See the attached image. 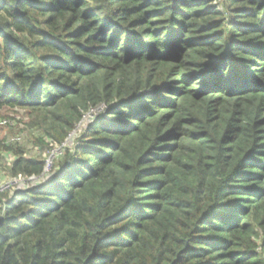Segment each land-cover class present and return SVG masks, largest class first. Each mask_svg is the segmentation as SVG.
<instances>
[{"label":"trees","instance_id":"obj_1","mask_svg":"<svg viewBox=\"0 0 264 264\" xmlns=\"http://www.w3.org/2000/svg\"><path fill=\"white\" fill-rule=\"evenodd\" d=\"M19 112L0 264H264V0H0Z\"/></svg>","mask_w":264,"mask_h":264},{"label":"rangeland","instance_id":"obj_2","mask_svg":"<svg viewBox=\"0 0 264 264\" xmlns=\"http://www.w3.org/2000/svg\"><path fill=\"white\" fill-rule=\"evenodd\" d=\"M211 1L212 4L214 5L215 2H217L218 0H208ZM218 5V4H217ZM103 108H100L99 110H96L93 114L91 115H87L78 125V127L74 130V132L71 133V135L66 139V141L60 145V146H54L53 149L50 151V153L46 156V160H53L54 157L56 155H60L63 152V146H69L72 144L74 138L82 131V129L85 127V124L90 123V121L94 120V118L100 114L102 112ZM12 117H14V114H12ZM24 113L23 112H19L15 115V117L13 118V120H2V122L0 123V140L2 139H7V140H11L14 137V140L17 142H21V139H23L24 137H27L28 132L25 130L23 122L24 120ZM21 121V122H20ZM23 131V132H22ZM18 135V136H17ZM13 137V138H12ZM30 149V147H28ZM31 154L34 155L35 152L31 151ZM51 168V163H49V165L47 166L45 172L48 174ZM3 175V174H2ZM1 176V174H0ZM3 179H8L10 177L8 176H1ZM32 184H35V181H32ZM29 187H27L26 185H21V187L19 188V190H26L28 188H31L34 185H30L28 184ZM17 191V189H15L13 192Z\"/></svg>","mask_w":264,"mask_h":264},{"label":"built area","instance_id":"obj_3","mask_svg":"<svg viewBox=\"0 0 264 264\" xmlns=\"http://www.w3.org/2000/svg\"><path fill=\"white\" fill-rule=\"evenodd\" d=\"M51 161L52 160H46V163H45L46 165H45V168H44V172H45L47 166L49 165V163H51ZM33 180L35 181L34 177H30L28 179H24V178H21V177L3 179L1 177L0 178V196L3 195V194H6V193H13V191L15 189H17V191H20L19 188L21 187V185H26L27 187H29L28 184L35 185V184H32Z\"/></svg>","mask_w":264,"mask_h":264}]
</instances>
